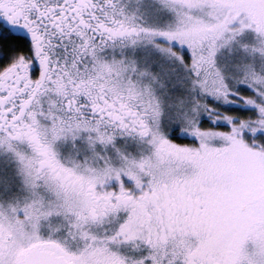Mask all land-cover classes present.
Returning a JSON list of instances; mask_svg holds the SVG:
<instances>
[{"label": "snow or ice", "instance_id": "obj_1", "mask_svg": "<svg viewBox=\"0 0 264 264\" xmlns=\"http://www.w3.org/2000/svg\"><path fill=\"white\" fill-rule=\"evenodd\" d=\"M0 264H264V0H0Z\"/></svg>", "mask_w": 264, "mask_h": 264}]
</instances>
